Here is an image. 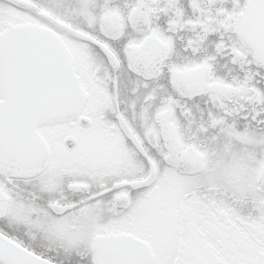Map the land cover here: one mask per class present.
I'll return each instance as SVG.
<instances>
[{
	"label": "snow or ice",
	"instance_id": "obj_1",
	"mask_svg": "<svg viewBox=\"0 0 264 264\" xmlns=\"http://www.w3.org/2000/svg\"><path fill=\"white\" fill-rule=\"evenodd\" d=\"M0 264H264V0H0Z\"/></svg>",
	"mask_w": 264,
	"mask_h": 264
}]
</instances>
